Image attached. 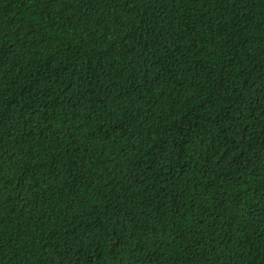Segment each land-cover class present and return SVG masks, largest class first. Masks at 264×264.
<instances>
[{"label": "trees", "instance_id": "trees-1", "mask_svg": "<svg viewBox=\"0 0 264 264\" xmlns=\"http://www.w3.org/2000/svg\"><path fill=\"white\" fill-rule=\"evenodd\" d=\"M0 264H264V0H0Z\"/></svg>", "mask_w": 264, "mask_h": 264}]
</instances>
